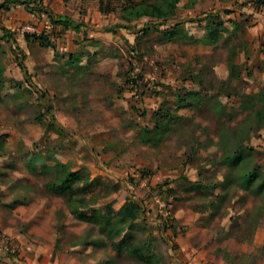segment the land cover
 Wrapping results in <instances>:
<instances>
[{"label":"rangeland","instance_id":"374dc122","mask_svg":"<svg viewBox=\"0 0 264 264\" xmlns=\"http://www.w3.org/2000/svg\"><path fill=\"white\" fill-rule=\"evenodd\" d=\"M136 1L41 0L77 30L44 11L0 14V264H152L143 253L156 264H233L218 247L236 264H264V196L254 192L264 178V5L180 0L156 26L122 18ZM209 12L219 15L214 41L206 21L188 22ZM48 106L62 131L49 128ZM61 165L79 174L72 206L46 188ZM129 197L144 217L118 215ZM161 218L176 233H162ZM255 225L250 243L232 234Z\"/></svg>","mask_w":264,"mask_h":264},{"label":"trees","instance_id":"16d2710c","mask_svg":"<svg viewBox=\"0 0 264 264\" xmlns=\"http://www.w3.org/2000/svg\"><path fill=\"white\" fill-rule=\"evenodd\" d=\"M189 1H190L189 6H193L197 0H189ZM179 2L180 0H156L155 2L150 3L147 0H138L132 7L123 8L124 15L122 18L127 21H132L142 17H147L152 19L151 24H154L156 26L164 25L167 23V20L173 16L174 9L176 8ZM259 2L260 4L264 5V0H260ZM18 4L25 5L27 8H30L31 10L39 9L41 11H44L45 13L48 14L50 21L55 25L62 23L64 24V27L66 29L73 28L77 30L80 28V24L75 23L69 17L63 15H55L50 9L47 8L43 9L40 6V2H38V0H3L0 1V8L9 9L10 6L18 5ZM226 12H230V11H226ZM212 17H219V15L217 13L209 12L206 13L202 17V19L206 21L208 37L214 41L217 38V34L219 31L218 29L219 24L217 26H214L212 23H210L209 20L211 21ZM169 28L178 30L181 28V24L175 23L168 26V29ZM33 38L34 39L38 38L37 40L40 42V44H43L44 46L51 47L53 49L55 48V45L51 41L47 40V37L45 41L44 35L41 34L30 35L28 33L25 34V39L27 41H30ZM19 65L23 69L25 75H28L26 65H24L22 62L19 63ZM261 97L264 100V91L262 92ZM183 106H187V105H182L181 107ZM47 112L48 114L51 115L53 120L52 124H49V128L62 131V128L57 122L56 116L53 115L52 108L50 106H48ZM168 116L169 118H171V115ZM168 123L169 121L167 122V124ZM241 152H242L241 149H237L235 154H237V156H240ZM235 156L236 155H233L232 157L236 158ZM259 174H260L259 167L247 171L243 177L244 181L246 182V185L250 187L251 185L256 184ZM78 178H79V174L77 172L67 171L64 168V166L61 165L60 172L58 173L56 180L48 181L46 183V188L53 193L66 195L68 204L72 206L77 198L76 190L73 187L72 182H74ZM257 185H258L257 190L254 192L262 194L264 196V178ZM74 212L78 215L79 219H82L84 221L93 222V223H105V224H111L112 222V218L110 216L101 214L96 208H93L90 211L79 210L78 208H75ZM118 215L121 218L134 220L139 218L140 216L144 217V210L139 202H137L133 197H129L128 201L119 210ZM158 226L161 228L162 233H165L168 230H172L173 232L176 233V227L174 226V224H172V220L170 218H161L160 220H158ZM255 228L256 225L252 226L251 229L248 231L245 230L242 231L243 232L242 235H239L237 233L238 229H235V231L233 230L232 234L235 236V238L238 241L250 243L253 240ZM260 251L264 253V244ZM215 255L220 256L229 263L236 264L235 258L225 248L218 247L215 250ZM142 256L146 258V260L149 261L150 263L156 264V260L152 255L143 253Z\"/></svg>","mask_w":264,"mask_h":264},{"label":"crops","instance_id":"0c3cea01","mask_svg":"<svg viewBox=\"0 0 264 264\" xmlns=\"http://www.w3.org/2000/svg\"><path fill=\"white\" fill-rule=\"evenodd\" d=\"M0 1H3V0H0ZM38 2H41V0H38ZM11 11H23L24 17H26V16H31V17L37 16L38 17V16H40V14H43V12H41V10H39V9L31 10L30 8H27L25 5H21V4L10 6L9 9L0 8V14H7V13H10ZM210 12H215V11H210ZM47 16H48V14H47ZM48 18H49V16H48ZM190 21L191 22H196V21L197 22H203L205 20H203L202 18H199V19L193 18L191 20H188V22H190ZM176 23H180L181 26L183 25V21H179Z\"/></svg>","mask_w":264,"mask_h":264},{"label":"built area","instance_id":"2783aa9c","mask_svg":"<svg viewBox=\"0 0 264 264\" xmlns=\"http://www.w3.org/2000/svg\"><path fill=\"white\" fill-rule=\"evenodd\" d=\"M158 193H160V192H158ZM156 196L158 197V195H156ZM157 197H156V198H157Z\"/></svg>","mask_w":264,"mask_h":264}]
</instances>
